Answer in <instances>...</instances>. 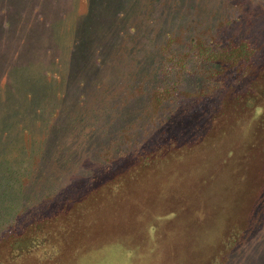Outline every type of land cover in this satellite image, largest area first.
Wrapping results in <instances>:
<instances>
[{"label": "rangeland", "instance_id": "rangeland-1", "mask_svg": "<svg viewBox=\"0 0 264 264\" xmlns=\"http://www.w3.org/2000/svg\"><path fill=\"white\" fill-rule=\"evenodd\" d=\"M0 264H264V0H0Z\"/></svg>", "mask_w": 264, "mask_h": 264}, {"label": "trees", "instance_id": "trees-1", "mask_svg": "<svg viewBox=\"0 0 264 264\" xmlns=\"http://www.w3.org/2000/svg\"><path fill=\"white\" fill-rule=\"evenodd\" d=\"M210 51L209 49H204L203 52H205V54ZM214 64V63H213Z\"/></svg>", "mask_w": 264, "mask_h": 264}]
</instances>
